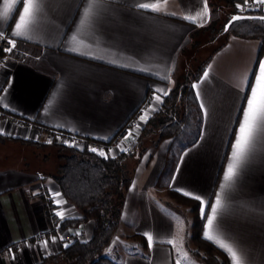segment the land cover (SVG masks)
Returning <instances> with one entry per match:
<instances>
[{"label":"crops","instance_id":"crops-1","mask_svg":"<svg viewBox=\"0 0 264 264\" xmlns=\"http://www.w3.org/2000/svg\"><path fill=\"white\" fill-rule=\"evenodd\" d=\"M142 2H159L162 11L138 9L135 5ZM37 3L39 11L21 36L12 33L22 3L14 4L7 19H0V32L7 30L16 44L0 68V89H6L0 91L4 97L0 129L3 135L21 140L80 149L86 139L110 141L126 124V135L105 147L110 157L131 145L125 139L130 130L135 138L147 126L166 96L160 90L168 93L175 85L196 52L192 46L197 35L215 17L210 0L208 16L196 23L183 17L202 11L203 0H99L86 20L88 0ZM259 47V40L229 36L216 51H203L204 59L210 57L193 83L198 86L193 88L199 106L198 138L178 152L167 186H158L157 180L166 163L169 139L148 149L133 165L132 158L126 161L133 169L132 181L119 225L104 249L106 256L119 264H175L177 260L205 264L187 246L191 221L167 201L174 199L168 195L171 190L183 196L184 192L199 195L206 202L202 205L186 196L193 202L188 208L195 204L198 216L205 215L201 237L230 264L226 252L204 237L206 215L221 192L245 97L264 60L263 51L248 87ZM157 95L159 102L153 99ZM150 108L154 110L141 121L139 117ZM24 146L41 148L20 141L0 142V264H55L63 261L66 232L50 230L42 196L51 197L56 215L64 212L63 218L57 215L60 219L77 218L80 213L64 199L52 177L57 163L49 166L40 160L33 165ZM56 200L63 203L58 205ZM92 228L93 222L87 221L74 232L84 241ZM146 232L154 237L151 250ZM213 233L234 244L242 264H264V135L223 190ZM44 241L47 248L42 246Z\"/></svg>","mask_w":264,"mask_h":264},{"label":"trees","instance_id":"trees-1","mask_svg":"<svg viewBox=\"0 0 264 264\" xmlns=\"http://www.w3.org/2000/svg\"><path fill=\"white\" fill-rule=\"evenodd\" d=\"M219 1L232 8L231 17L242 15L244 18L232 21L230 25L231 17H228L222 25H217V19L214 18L203 29H209L210 34L213 35L210 42H216L217 37L215 35L222 38L212 52L220 48L229 36L260 41V47L249 80V87L264 51V21L249 19L248 17L264 16V10L262 8L243 10L237 8V4L244 5V0ZM210 5L213 13L216 14L214 3L211 0ZM226 25H228L227 31H225ZM209 57L210 55L200 62L195 73H186L182 76V80L178 79L175 82V85L163 98L158 110L147 121V126H144L141 130V132L145 131L148 125L157 128L155 147L165 139L170 140L166 163L157 180L158 186H167L178 152L194 143L198 138L201 126L199 106L195 97L193 83L200 77ZM127 127L126 124L122 126L110 141L104 143L105 147L116 137L125 136ZM4 140L20 141L21 143L36 146L45 145L0 134V142ZM135 141L136 138L130 140V143L134 142V145H129L126 151H121L113 157L108 155L107 157L100 156L97 152L90 151V141L87 139L85 140L86 144L80 149L59 145V151L63 152L57 158L56 170L52 177L58 184L64 199L76 208L80 213V217L60 219L53 212L55 205L51 197L43 195L42 199L50 230L63 234L65 232L73 233L74 229L80 224L87 221L93 222L89 239L84 241L79 239L64 240L67 246H64L62 250V258L68 264H119L103 252L111 242L119 225L125 192L132 181L133 169L128 167L126 161L135 156L134 149L139 144L138 140L137 142ZM142 155L143 152L140 155L137 154V157L139 158ZM168 193L174 199H180L182 203H193L190 202L191 199L177 192L169 190ZM193 206L192 213L195 219L191 225V237L192 240L204 244L207 248L206 254L201 255V260L205 264H228L225 256L201 237L205 215L200 218L196 211V205L194 204Z\"/></svg>","mask_w":264,"mask_h":264},{"label":"snow or ice","instance_id":"snow-or-ice-1","mask_svg":"<svg viewBox=\"0 0 264 264\" xmlns=\"http://www.w3.org/2000/svg\"><path fill=\"white\" fill-rule=\"evenodd\" d=\"M20 2L23 4V9L19 15V20L15 24V29L12 33L13 36H21L24 34V30L27 25L31 22L34 17V14L39 11V5L37 0H2V8H0V19H7L10 12L13 10L14 4ZM166 3L167 0H164ZM256 4L264 5V0H253ZM99 3V0H88L87 7L84 10L85 20L90 16L92 9L96 4ZM248 0H244V5L237 4L236 7L243 10V7L247 5ZM138 9L151 10L153 12L162 11L161 5L159 2H142L135 5ZM209 14V8L207 4V0H203V10L197 12L195 15H185L183 19L196 23L198 19H202L207 17ZM171 15H175V13H171ZM244 17L235 15L231 17L229 21V25L232 21L243 19ZM249 19H259L264 21V16L261 17H248ZM85 21L81 20L83 24ZM202 26V25H201ZM228 30V25L225 26V31ZM3 32H0V39H4ZM75 39V37H73ZM8 43L10 45L9 48L5 49L7 52H11L15 47V40L9 39ZM208 77V72L205 71L204 78ZM197 85H193V88H197ZM0 91H6V89H0ZM163 95H167L168 93L164 90H160ZM197 99L200 98V93L197 91L196 93ZM4 97H0V100H3ZM155 101H160L161 96L157 95L153 98ZM246 99V107L242 108V119L239 121V127L236 130V139L235 142L231 145L232 152L229 163L227 164V168L223 174V181L220 185L221 192L216 194L215 202L210 205L211 214L206 215L207 224L205 226L204 237L213 242L218 248L226 252L229 257L230 264H242V258L238 255V249L234 246V244L226 242L225 238H221L220 236L213 233V225L214 221L217 220L218 213L222 208V192L223 190L229 186L231 182L238 176L239 170L246 163L250 152L252 151L257 139L259 136L264 135V60L259 62V73L256 75L255 83L251 86L250 95L245 97ZM7 107V105H5ZM200 108L202 111L206 113L205 106L203 102L200 104ZM154 109L145 110V112L139 117L141 121H146L149 115V112ZM138 127V126H137ZM0 134H3V129H0ZM132 137V131L130 130L125 139H130ZM48 143H51L49 140ZM92 152H98L100 156L107 157V153L104 150H98L96 148L89 149ZM122 151H126V149H121ZM111 151V150H109ZM178 191H180L178 189ZM186 196H193L194 199L201 201V204L204 205L206 202L199 195H194L189 192L183 193ZM55 196H59V193H55ZM56 203L62 204V200H56ZM57 215L61 218L64 217V212L59 211ZM149 249L153 248L154 237L150 233H144ZM55 241V237L52 238ZM168 243L174 244V241L169 240ZM48 242L44 241L42 246L47 248ZM67 246V245H65ZM177 252L180 251L179 248L176 249ZM184 258L187 259L188 253H183ZM13 255V259H14ZM175 264H181L180 260H177Z\"/></svg>","mask_w":264,"mask_h":264},{"label":"rangeland","instance_id":"rangeland-1","mask_svg":"<svg viewBox=\"0 0 264 264\" xmlns=\"http://www.w3.org/2000/svg\"><path fill=\"white\" fill-rule=\"evenodd\" d=\"M212 3H214L215 6V10H216V14L214 15L215 19H217V25L222 23L224 24L226 22V20L228 19V17H231L233 11L232 8L229 6H226L224 4V2H221L219 0H211ZM216 38V42H210L213 35L210 34V30H203L201 32H199V34L196 37V41H194V44L192 46V51L194 49H196L195 54H193V56H191V63L189 66H187V68L184 70L183 74L179 77L180 80H182V76L185 75L186 73H195L196 68L198 67V65L200 64V62L204 59L203 58V51L206 50V52L211 51L212 49H214L215 46H217V44L222 40V38H220V36L218 37V35H215ZM207 41H209L210 43L208 44ZM207 45V47L205 48L204 45ZM203 46L205 49H203ZM199 51V52H198ZM198 53V54H197ZM137 140L139 141L138 146L135 147V156L132 157V164L136 162L137 160V154H141V152H143V154L150 148H154V143L157 139V128L153 127V126H148L145 131H140L139 134H137ZM134 145V142L131 143L130 146ZM18 148V147H17ZM177 149V148H176ZM24 150H25V155L28 157V159L32 162V164L34 165L35 163L39 162L40 160H45L44 161V165H53L56 164L57 162V158L59 156V154H61L63 151H59V145H54V146H49V145H44L41 146V148H28L26 146H24ZM31 150V151H30ZM176 151V150H175ZM141 157V156H140ZM54 166V165H53ZM132 168V167H131ZM130 168V169H131ZM170 195V194H168ZM170 197V196H169ZM167 201L169 202V204H173V206H175V208H177L180 212H182V214L189 219V221H191V225L194 222V215L192 213V208L194 207L192 204L191 206L188 208L189 204L186 203H182V201L180 199L178 200H174L170 197V199H167ZM189 234L187 236V246L189 247V249L191 251H193L195 253V255H199V257H201V255H205V251H206V246L202 243H197L195 240H192L191 237V226H189ZM55 264H68L67 261H65L63 259V261H58L55 262Z\"/></svg>","mask_w":264,"mask_h":264},{"label":"built area","instance_id":"built-area-1","mask_svg":"<svg viewBox=\"0 0 264 264\" xmlns=\"http://www.w3.org/2000/svg\"><path fill=\"white\" fill-rule=\"evenodd\" d=\"M262 8L264 10V5L256 4L253 2V0H248L247 5L243 7V9H258ZM4 34V39H0V68L5 65L6 63V57L10 52L5 51V49L9 48L10 45L8 43L9 39H12L9 35V32L7 30L1 31ZM16 45V44H15ZM15 49V47L12 49V51ZM11 51V52H12ZM89 148H96L98 150H104L105 151V144L101 142L96 141H90L89 142ZM98 153V152H97ZM81 235L79 233H69L66 232L63 236V239L68 241L71 239H79L80 240Z\"/></svg>","mask_w":264,"mask_h":264},{"label":"water","instance_id":"water-1","mask_svg":"<svg viewBox=\"0 0 264 264\" xmlns=\"http://www.w3.org/2000/svg\"><path fill=\"white\" fill-rule=\"evenodd\" d=\"M238 16H240V15H238ZM241 17H244V16L241 15ZM256 17H261V16H256ZM133 139H134V137L132 136L130 139H127L126 141L129 142L130 140H133Z\"/></svg>","mask_w":264,"mask_h":264}]
</instances>
